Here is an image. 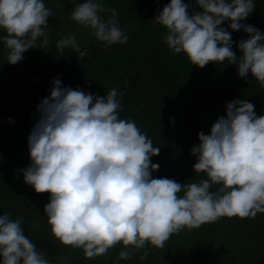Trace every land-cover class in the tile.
<instances>
[{
  "label": "clouds",
  "instance_id": "1",
  "mask_svg": "<svg viewBox=\"0 0 264 264\" xmlns=\"http://www.w3.org/2000/svg\"><path fill=\"white\" fill-rule=\"evenodd\" d=\"M65 2L75 5L69 18L90 28L105 47L128 42L115 8L106 9L102 0ZM195 3L200 10L190 14L189 4L170 0L152 20L166 30L163 40L171 52L185 54L200 68L210 62L236 63L241 78L250 73L264 87V33L241 22L254 10L253 0ZM105 12L111 15L103 18ZM52 15L44 0H0L5 33L0 40L9 64L19 63L30 48H48ZM226 20L233 31L248 34L237 42L239 56L232 50L231 33L221 26ZM55 48L58 55L65 49L76 52L78 60L87 55L75 36L59 39ZM123 94L115 86L98 96L54 79L50 94L37 105L39 118L27 137L31 163L18 171L36 193H49L43 211L56 241L82 250L86 259L120 245L113 264L136 253L144 261L148 245L164 249L184 229L264 213V115L257 116L251 102H226V115L217 118L209 134L197 133L192 167L206 178L182 184L153 178L160 166L150 158L160 148L135 121L120 118ZM23 223V217L0 214L2 264H52L24 234ZM58 259L64 264L70 254Z\"/></svg>",
  "mask_w": 264,
  "mask_h": 264
},
{
  "label": "trees",
  "instance_id": "2",
  "mask_svg": "<svg viewBox=\"0 0 264 264\" xmlns=\"http://www.w3.org/2000/svg\"><path fill=\"white\" fill-rule=\"evenodd\" d=\"M83 3L84 0H76ZM106 9L117 10L121 27L129 39L126 44H104L69 18L74 4L65 0H44L53 15L48 18L49 46L30 48L23 59L13 65L7 62V49L0 40V214L24 218V234L38 251L45 252L52 264L68 256L64 264H113L121 246L105 256L86 259L80 249L61 245L50 234L43 208L49 193H36L24 182L22 171L30 163L27 137L39 118L37 105L50 94L52 81L104 96L118 86L122 119L136 122L140 130L159 147L151 162L159 164L153 178H169L179 183L206 178L196 174L192 165L196 157L191 148L199 143L197 133L209 134L217 118L226 115L225 105L234 99L247 100L257 116L264 115V87L249 73L238 75L237 64L227 61L192 65L185 54H173L164 43L166 30L152 20L170 0H102ZM189 13L199 11L195 0ZM254 10L241 21L264 33V0H253ZM110 12L101 13L103 18ZM230 21L221 25L231 33L232 50L240 55L237 42L247 39L243 31H233ZM5 33L0 30V36ZM75 36L87 55L78 60L70 49L58 55L55 43ZM39 46V40H38ZM147 260L139 253L116 264H264V213L255 219L222 217L215 223L184 229L166 241L164 249L148 245ZM2 264V258H0Z\"/></svg>",
  "mask_w": 264,
  "mask_h": 264
}]
</instances>
